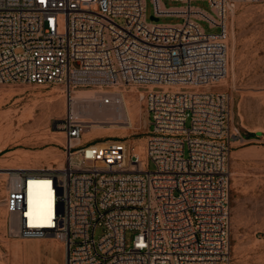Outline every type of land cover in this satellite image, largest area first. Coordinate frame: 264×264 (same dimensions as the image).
<instances>
[{"label": "built area", "instance_id": "1", "mask_svg": "<svg viewBox=\"0 0 264 264\" xmlns=\"http://www.w3.org/2000/svg\"><path fill=\"white\" fill-rule=\"evenodd\" d=\"M151 1L158 21L145 0H0V85H56L67 100L63 168L9 171L12 234L63 242L66 264H232L230 97L213 89L229 77L231 16L259 0ZM130 87L145 89L142 158L122 138L85 142L74 110L77 91L115 106ZM32 178L49 183L46 226L30 224Z\"/></svg>", "mask_w": 264, "mask_h": 264}, {"label": "rangeland", "instance_id": "2", "mask_svg": "<svg viewBox=\"0 0 264 264\" xmlns=\"http://www.w3.org/2000/svg\"><path fill=\"white\" fill-rule=\"evenodd\" d=\"M145 3L147 21L152 22V1L145 0ZM162 3L166 8L182 6L170 0H162ZM192 6L213 13L208 2L194 1ZM183 22L174 17L160 20L166 25ZM201 25L208 33L220 32L219 28L210 30L205 22ZM228 26L229 77L213 91L230 97L232 264H264V0L237 7ZM130 91L136 99L125 115L128 124H102L96 130L88 129L83 139L92 143L122 138L135 148V154L141 151L142 158L150 130L146 102L139 97L145 89L130 87L125 93ZM54 94L59 97L51 106L44 104ZM66 111L67 100L60 86L0 85V123L3 127L7 125L4 114H9L15 123L10 136L0 139V264H66L67 250L63 242L55 238L35 242L14 236L5 205L10 170L26 169L47 161L54 168L64 164V135L57 126ZM149 170H155L152 163ZM101 235L102 231L98 230L96 237ZM134 235L128 234V242ZM35 243L40 244L37 251L24 249L23 254H18L13 250V244ZM50 244L57 246V256L47 248Z\"/></svg>", "mask_w": 264, "mask_h": 264}, {"label": "bare ground", "instance_id": "3", "mask_svg": "<svg viewBox=\"0 0 264 264\" xmlns=\"http://www.w3.org/2000/svg\"><path fill=\"white\" fill-rule=\"evenodd\" d=\"M130 91L128 93L123 94V101L120 105L115 106H106L102 103V96L93 90H80L75 94V104L74 110L75 112L83 118V120L87 124H91L89 126V130L93 131L100 127L102 124H122L127 125L128 122L125 119L126 113L130 111L131 106L135 103V97L130 95ZM57 94L52 95L44 104L51 106V104L58 98ZM140 99L144 97V93L139 95ZM127 113V114H128ZM4 118L7 120V125L3 127L0 123V139L8 138L10 134L14 130L15 123L11 119L9 114H4ZM59 142L62 144V135H60ZM143 153L139 150L136 151V155L140 156ZM63 168V163L59 165V169ZM19 169V168H18ZM45 180H30L28 185V216L30 219V224L32 225H40L46 226L50 224L49 220L39 219L38 217L43 214L47 215V205L50 195L51 207H52V197L49 192V183L45 185ZM52 217V210H51ZM47 239V238H46ZM37 241V240H30ZM40 248V244H27L25 246H21L20 244H13V250L15 253L23 254L24 249H33L37 251ZM51 252L57 256L58 249L54 244H50L47 246ZM59 248V247H58ZM67 250L66 246L64 247ZM11 249V248H10ZM16 259V258H15Z\"/></svg>", "mask_w": 264, "mask_h": 264}, {"label": "crops", "instance_id": "4", "mask_svg": "<svg viewBox=\"0 0 264 264\" xmlns=\"http://www.w3.org/2000/svg\"><path fill=\"white\" fill-rule=\"evenodd\" d=\"M59 168H54L51 165L50 161L45 162L44 164H35L32 167L26 168V170L40 171V170H57Z\"/></svg>", "mask_w": 264, "mask_h": 264}, {"label": "snow or ice", "instance_id": "5", "mask_svg": "<svg viewBox=\"0 0 264 264\" xmlns=\"http://www.w3.org/2000/svg\"><path fill=\"white\" fill-rule=\"evenodd\" d=\"M47 184V182H45V185ZM39 219H46L49 220L51 219V201H50V195H49V200H48V205H47V215H43L41 214L39 217Z\"/></svg>", "mask_w": 264, "mask_h": 264}, {"label": "water", "instance_id": "6", "mask_svg": "<svg viewBox=\"0 0 264 264\" xmlns=\"http://www.w3.org/2000/svg\"><path fill=\"white\" fill-rule=\"evenodd\" d=\"M152 20H154V21H158L157 19H155V18H151Z\"/></svg>", "mask_w": 264, "mask_h": 264}]
</instances>
